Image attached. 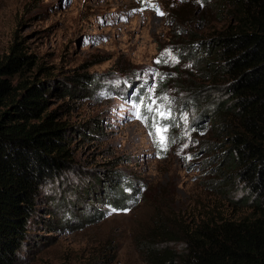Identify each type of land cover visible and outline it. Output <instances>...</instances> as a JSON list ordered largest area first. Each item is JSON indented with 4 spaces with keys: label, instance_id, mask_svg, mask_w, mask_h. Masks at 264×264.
I'll list each match as a JSON object with an SVG mask.
<instances>
[{
    "label": "trees",
    "instance_id": "16d2710c",
    "mask_svg": "<svg viewBox=\"0 0 264 264\" xmlns=\"http://www.w3.org/2000/svg\"><path fill=\"white\" fill-rule=\"evenodd\" d=\"M174 1L169 56L151 95H172L169 125L189 122L201 136L212 174L206 187L246 212L226 215L216 204L197 214L159 213L138 231L135 247L145 264H264V0ZM37 66L17 39L0 54V264H19L47 185L77 166L78 133L90 140L102 129L98 118L75 123L50 108L52 81ZM145 91L139 85L131 93L150 127ZM106 175L107 195L101 186L88 194L128 209L137 183L118 171ZM49 222L56 228L69 220ZM92 223L87 216L82 224ZM86 255L78 264H118L109 240Z\"/></svg>",
    "mask_w": 264,
    "mask_h": 264
},
{
    "label": "rangeland",
    "instance_id": "374dc122",
    "mask_svg": "<svg viewBox=\"0 0 264 264\" xmlns=\"http://www.w3.org/2000/svg\"><path fill=\"white\" fill-rule=\"evenodd\" d=\"M174 3L0 0V54L19 40L37 57L41 78L52 81L50 108L75 123L98 118L102 127L94 139L78 133L77 166L47 185L19 264H78L107 240L117 245L118 264H145L134 237L159 213L197 214L203 205L216 204L226 215L246 212L243 206L234 210L227 198L206 187L212 174L204 165L201 136L189 122L183 128L169 125L172 95H151L149 86L169 56ZM139 85L150 96V127L131 93ZM108 170L137 183V196L124 211L108 204V198L95 201L88 194L87 188L101 186L107 195ZM87 216L94 223L82 224ZM59 219L69 222L51 227L49 220Z\"/></svg>",
    "mask_w": 264,
    "mask_h": 264
},
{
    "label": "snow or ice",
    "instance_id": "6c2138e0",
    "mask_svg": "<svg viewBox=\"0 0 264 264\" xmlns=\"http://www.w3.org/2000/svg\"><path fill=\"white\" fill-rule=\"evenodd\" d=\"M162 14V13H161ZM162 115V114H161ZM158 131H161V130H159L158 129ZM163 131H166V128L165 129H163ZM164 142V137L163 136H161V143H163Z\"/></svg>",
    "mask_w": 264,
    "mask_h": 264
}]
</instances>
